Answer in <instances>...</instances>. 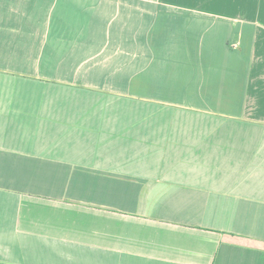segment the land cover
<instances>
[{
    "label": "crops",
    "instance_id": "1",
    "mask_svg": "<svg viewBox=\"0 0 264 264\" xmlns=\"http://www.w3.org/2000/svg\"><path fill=\"white\" fill-rule=\"evenodd\" d=\"M1 264H264V0H0Z\"/></svg>",
    "mask_w": 264,
    "mask_h": 264
},
{
    "label": "trees",
    "instance_id": "2",
    "mask_svg": "<svg viewBox=\"0 0 264 264\" xmlns=\"http://www.w3.org/2000/svg\"><path fill=\"white\" fill-rule=\"evenodd\" d=\"M1 264V263H0Z\"/></svg>",
    "mask_w": 264,
    "mask_h": 264
}]
</instances>
